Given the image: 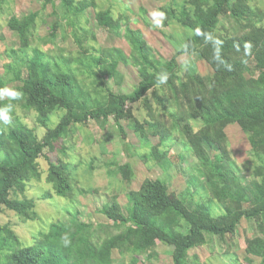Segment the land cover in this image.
I'll use <instances>...</instances> for the list:
<instances>
[{"label":"trees","instance_id":"obj_1","mask_svg":"<svg viewBox=\"0 0 264 264\" xmlns=\"http://www.w3.org/2000/svg\"><path fill=\"white\" fill-rule=\"evenodd\" d=\"M61 1L73 14L97 7L96 0ZM49 2L53 0H43L39 10L29 6L13 13L8 21L18 47L11 48L12 60L5 65L6 73H0V89L11 88L23 95L19 100L0 99V108L13 105L11 123L0 122V216L10 210L23 220L34 217L35 201L15 195L26 189L29 180L42 177L43 156L54 194L73 199L69 163L57 152L66 151L75 126L90 119L104 125L113 118L123 129L120 120L134 116L131 104L137 101L143 102L148 113L144 121H136L139 136L148 140L156 133L165 147H153L151 156L155 160L167 157V147L185 137L198 158L210 199L193 202L180 194L174 200L169 183L160 177L145 178L139 189H132L135 167L130 162H113L108 165L110 174L130 187L132 214L114 215L120 207L114 194L100 210L111 223H89L77 212L69 223H52L29 245L21 243L10 224L0 222V264H129L135 256L152 261L159 258V252L152 249L158 242L168 248L171 260L167 264H188L191 250L209 242L232 248L243 219L254 227L252 236L246 238V260L252 263L256 256L264 264V10L253 7L250 0H171L160 6L164 25L178 23L192 34L171 58L163 59L153 53L141 30L129 25L125 31L129 54L116 46L92 53L80 38L82 50L77 55L50 54L41 48L46 38L38 33L39 18L47 15ZM226 16L232 18V28L222 25ZM95 19L106 29L120 32L122 28V20L110 10L96 11ZM43 23L49 29L47 40H57L62 22ZM185 53L210 64L211 85L199 71L190 67L183 71L179 57ZM25 62L39 69L41 77H25L21 67ZM121 63L136 68L140 75L138 85L127 93L114 91L106 80L112 77L122 83ZM165 73L167 82L161 84L157 77ZM89 78L92 87L87 86ZM157 88L167 94L173 110L155 108L148 93ZM19 108L37 112V121L46 129L43 136L19 118ZM56 112H62L60 119L50 126ZM199 119L202 124L196 128L193 121ZM234 123L249 136L252 164L246 170L232 165L226 129ZM178 156L181 167L182 156ZM214 203L225 209L222 215L211 214ZM158 218L176 233L156 223Z\"/></svg>","mask_w":264,"mask_h":264},{"label":"rangeland","instance_id":"obj_2","mask_svg":"<svg viewBox=\"0 0 264 264\" xmlns=\"http://www.w3.org/2000/svg\"><path fill=\"white\" fill-rule=\"evenodd\" d=\"M43 0H0V73H6V64L12 60L9 57L11 48L18 47L17 39L12 30L8 28V21L13 13L19 14L22 9L31 7L39 10L42 8ZM79 2L80 0H76ZM181 2V0H177ZM76 2V3H77ZM171 0H96L97 7H89L79 14L69 13L63 6L61 0L49 2L47 15L39 18V36L46 38L40 46L50 54L74 53L78 54L82 50L81 43L88 46L89 52L100 53L102 47L116 46L122 48L127 54L131 52L130 43L125 35L126 27L129 25L133 29H140L143 38L153 49V53L163 59L171 58L178 46H182L188 36L192 34L189 28L175 23L171 26L164 25L163 15L160 6L170 3ZM255 8L264 10V0H250ZM56 9V12L53 10ZM98 10H110L116 18L122 20L120 32L106 29L100 26L95 19ZM53 12V14L51 13ZM44 21L54 22L59 20L62 27L59 37L55 41H48L49 29L44 25ZM222 25L232 28L233 20L229 16L221 21ZM40 42V41H39ZM32 55L33 51H29ZM183 71L188 67L202 73L212 84L213 69L205 60L198 59L195 55L185 53L179 57ZM24 69V76L31 79L41 77V72L30 62L21 65ZM124 75L122 83H115V79L107 78L108 85L116 92H130L140 81L139 72L136 68L121 63L119 66ZM17 83L22 84V81ZM87 86L92 87V79L86 80ZM93 90V89H92ZM148 96L160 111L165 109L173 110V104L165 98L167 94L157 88L151 90ZM163 97V98H162ZM6 98V97H4ZM132 118H123L120 124L113 118L101 125L94 119L86 123H79L75 126L70 140L67 143L66 151L57 154L69 163L71 171V182L74 187V198L60 197L54 194L52 184L47 179L48 161L45 156L41 157L42 177L32 178L27 182L26 189L22 192L18 190L16 197L19 199L29 198L35 201L36 206L32 209L34 217L23 220L14 211L7 210L0 216L2 224H10L12 229L19 235L23 245L33 244L40 234L47 231L54 222L62 220L70 222L71 216L79 212L80 218L89 223L105 222L111 223L109 217L100 212L103 205L112 201L114 194L118 195L120 207L115 209L116 217H124L133 213V203L127 196V190L123 181L118 176H113L109 172V164L115 162H130L135 167L137 174L131 184L132 189H139L145 178H163L170 186L172 199H177L180 194H186L193 202L206 201L210 199L208 190L204 188L205 176L198 161L188 145L185 137L171 143L169 155L161 160H155L151 156L153 147L160 144L158 134L151 133L148 140L141 138L136 130V121H144L148 117L147 108L142 101L132 103ZM17 114L21 120L30 126L36 127L40 136L45 133L43 127L37 121L35 110L17 109ZM62 112H56L52 116L50 126H55L54 121L60 119ZM196 128L202 124V120L193 121ZM232 151V165L235 169H249L251 144L248 134L238 123L230 124L227 129ZM182 156L181 167L177 160ZM223 207L218 203L211 207V214L222 215ZM156 219L155 222L163 226L172 234L176 229L167 222ZM254 227L251 221L242 220L238 235L234 240L232 248L220 242H209L201 247L191 250L188 255V264H260L261 258L252 256L253 262L246 260V238L252 236ZM153 250L159 252L157 260L147 261L142 256H135L129 264H167L171 260L167 253V247L158 242L153 245ZM115 257L119 258L118 251Z\"/></svg>","mask_w":264,"mask_h":264},{"label":"clouds","instance_id":"obj_3","mask_svg":"<svg viewBox=\"0 0 264 264\" xmlns=\"http://www.w3.org/2000/svg\"><path fill=\"white\" fill-rule=\"evenodd\" d=\"M160 15H163L161 13ZM197 34H200L197 32ZM168 79L167 74H161L157 77V80L159 83L163 84L166 83ZM23 93L11 88H3L0 89V99L3 97H8L9 100H19L22 98ZM13 110V105L11 103L7 104L3 108H0V122H3L5 124L11 123V112ZM68 241L66 240L65 243Z\"/></svg>","mask_w":264,"mask_h":264}]
</instances>
